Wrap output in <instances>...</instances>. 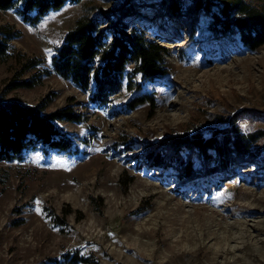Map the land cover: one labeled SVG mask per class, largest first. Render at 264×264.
I'll use <instances>...</instances> for the list:
<instances>
[{
    "label": "rangeland",
    "instance_id": "1",
    "mask_svg": "<svg viewBox=\"0 0 264 264\" xmlns=\"http://www.w3.org/2000/svg\"><path fill=\"white\" fill-rule=\"evenodd\" d=\"M121 1L67 2L34 26L17 9L0 10V27L18 33L0 62V97L44 114L69 105L82 116L54 123L76 154L37 146L20 162H0V264H71L76 255L92 264H264L262 164L185 183L136 159L148 142L223 128L242 109L264 111V46L247 51L237 35L214 40L205 16L190 39L180 25L163 30L149 9L138 10L132 27L166 49V73L145 80L130 65L122 90L95 107L94 83L82 91L63 80L51 58L80 17ZM21 82L32 87L7 89ZM140 95L154 107L126 106ZM240 128L264 129V116Z\"/></svg>",
    "mask_w": 264,
    "mask_h": 264
},
{
    "label": "trees",
    "instance_id": "2",
    "mask_svg": "<svg viewBox=\"0 0 264 264\" xmlns=\"http://www.w3.org/2000/svg\"><path fill=\"white\" fill-rule=\"evenodd\" d=\"M80 1L0 0V10L17 9L21 21L34 26L67 2ZM146 9L160 21L163 30L167 25L178 24L190 39L198 30L200 17L205 16L211 19L209 30L214 40L237 35L247 51L264 46V0H123L109 9L96 7L94 14L86 13L75 22L54 50L51 66L55 74L82 91L88 90L93 82L89 101L95 107L106 106L122 90L124 72L130 65L132 72L142 79L162 77L166 73L163 64L166 49L132 27L140 17L138 10ZM17 35L10 28L0 27V62L9 57L8 41ZM30 87L28 82H21L7 89ZM148 101L153 108V99L147 95L133 97L126 106L135 109ZM263 116L264 111L239 110L223 120V128L210 127L192 134L176 132L157 142H148L136 159L149 168L171 169L185 183L214 175L224 178L235 169L254 164H262L264 168V142L256 146L264 138V129L245 133L240 128L241 122L253 124ZM81 120V114L69 105L44 114L39 106L0 97V162H20L25 152L37 146L44 151L76 154L78 148L71 137L54 123ZM70 263L92 264L77 255Z\"/></svg>",
    "mask_w": 264,
    "mask_h": 264
}]
</instances>
